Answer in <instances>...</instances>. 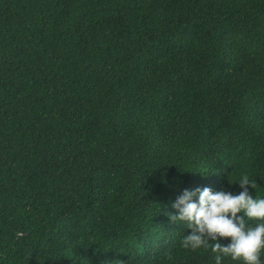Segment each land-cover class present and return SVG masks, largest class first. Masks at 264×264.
I'll return each instance as SVG.
<instances>
[{
  "label": "trees",
  "instance_id": "16d2710c",
  "mask_svg": "<svg viewBox=\"0 0 264 264\" xmlns=\"http://www.w3.org/2000/svg\"><path fill=\"white\" fill-rule=\"evenodd\" d=\"M241 173L264 196V0H0V264H214L164 205Z\"/></svg>",
  "mask_w": 264,
  "mask_h": 264
},
{
  "label": "clouds",
  "instance_id": "9594fccd",
  "mask_svg": "<svg viewBox=\"0 0 264 264\" xmlns=\"http://www.w3.org/2000/svg\"><path fill=\"white\" fill-rule=\"evenodd\" d=\"M240 191L216 190L208 186L184 188L171 202L172 212L164 205L163 215L170 222H183L188 230L181 236V247L196 251L209 248L214 264L224 258L239 264H262L264 252V196H253L254 180L241 173L231 181ZM161 206L159 205V210ZM255 220L254 224L247 221ZM227 238L226 243L221 241ZM107 264H123L120 260Z\"/></svg>",
  "mask_w": 264,
  "mask_h": 264
}]
</instances>
